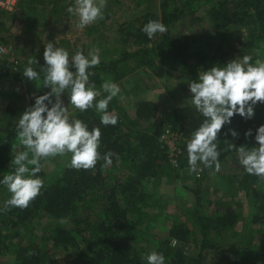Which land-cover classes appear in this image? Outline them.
Returning a JSON list of instances; mask_svg holds the SVG:
<instances>
[{
	"label": "trees",
	"instance_id": "trees-1",
	"mask_svg": "<svg viewBox=\"0 0 264 264\" xmlns=\"http://www.w3.org/2000/svg\"><path fill=\"white\" fill-rule=\"evenodd\" d=\"M56 1L50 0L53 2L51 14L57 12ZM28 2L45 4V0ZM203 2L210 4L205 15L215 32L174 36L172 25L194 15L196 6ZM149 21L163 23L167 31L149 39L142 31ZM231 29L244 30L247 34V38L239 42V48L230 43ZM119 33L121 43L130 45L132 50L121 49L115 57L100 61L90 70L93 73L90 83L101 92L97 99L107 95L102 91V83L106 79L119 82L130 63L156 78L164 77L165 68L177 64L189 80H195L199 70L215 64L222 66L235 57L250 56L251 63L264 62V0H161L155 11H148L132 23L123 25ZM43 65L33 68L40 73L38 81L29 82L22 73L5 70L3 65H0V79L31 86L35 92L31 106L36 96L49 91L43 87ZM68 96L66 91L62 99L67 108L74 109ZM157 110L155 103L141 101L128 112L119 108L113 98L107 111L118 117L117 124L103 126L95 108L84 112L74 109V118L87 124L89 130L99 128L100 159L88 170L69 167L70 154L63 156L62 163L57 159H62L61 156L41 159V171L37 175L43 181V188L40 195L23 209L6 206L10 193L0 186L3 192L0 197V256H12L11 264H55L56 253L66 254V264H146L144 255L156 251L164 255L166 264H264V231L259 253L251 251L245 244L224 247L215 242L216 237L234 227L240 218L229 205H216L217 209L212 212L202 213L200 206L196 207L197 203L187 210L191 229L186 223L168 221L166 237L150 240L149 234L156 224L166 225L167 222L161 218L164 209L159 199H154L146 188L151 182L168 176L171 169L183 167L180 164L183 156L176 168L169 165L167 149L159 142L160 135L166 125H170L173 132L181 133L185 142L180 149L187 156L186 143L204 120L193 106L184 105L166 114V123L153 124L151 120ZM7 113L6 138H0V178L14 170L10 164L13 157L27 150L17 139L20 115L11 109H7ZM142 123H148L147 127L142 128ZM262 124L264 104L258 103L251 120L234 116L231 124L221 129L217 139L219 165L228 163V170L234 172L231 178L236 183H233L252 200V226H264V192L258 188L262 178L244 171L236 148L258 146L254 136ZM229 129L238 133L237 138L229 134ZM249 130L252 136L245 138L244 133ZM109 152L114 154L112 163L105 165L103 157ZM49 162L53 169L49 168ZM113 166H120L121 173L116 167L113 171L116 173H108V167ZM212 168L215 166L204 170L207 172ZM197 176L202 177L201 170ZM194 193L198 195L199 192ZM43 216L53 222L40 228L38 220ZM20 226H31L30 237L26 243H12L10 232ZM193 241L199 251L196 256L186 255L181 246Z\"/></svg>",
	"mask_w": 264,
	"mask_h": 264
},
{
	"label": "rangeland",
	"instance_id": "rangeland-1",
	"mask_svg": "<svg viewBox=\"0 0 264 264\" xmlns=\"http://www.w3.org/2000/svg\"><path fill=\"white\" fill-rule=\"evenodd\" d=\"M160 1L105 0L103 19H98L95 23L81 29L77 27L78 17L75 14H69L66 10L73 5L74 0H57V12H54L56 14H51L53 2L50 0H45L44 5L19 0L12 12L0 11V65H3L5 70L17 73H22L26 66L37 67L44 63L43 51L48 42H53L57 47L67 50L70 58L77 51L87 55L90 51L97 50L100 61H103L115 57L121 49L131 51L130 45L122 44L120 41V28L127 23H132L148 11H155ZM209 8L210 4H204V2L196 6L194 15L172 25L171 33L174 36L213 34L215 28L205 15L206 9ZM246 38L247 34L244 30L229 31L230 43L236 48H239V42ZM29 59L34 61L31 65L28 64ZM165 69L166 75L156 78L146 70L136 68L134 63H130L124 69V77L115 83L120 89V93L114 97L117 106L131 112L138 102L155 103L158 110L151 120L153 124L165 122L166 114L173 108L192 106L188 91V83L191 80L177 64ZM34 95L35 92L28 84L0 79L1 139L6 138L9 122L7 109L21 115L29 107ZM68 114L70 118L75 117L74 109L68 108ZM147 125L148 123H142L141 127L145 128ZM182 144L179 142L180 147ZM182 156L181 169L170 168L172 171H169L168 176L151 182L146 188L154 199H159L158 202L164 209L162 212L164 216L161 218L167 222L166 225L156 224L149 234L150 240L166 237L168 221L186 223L191 229L192 222L188 219L187 210L192 209L197 203L196 207L200 206L202 213L212 212L217 209L216 205H229L235 209L240 218L234 227L216 237L215 242L224 247L245 244L251 251L259 253L264 226L251 225V217L254 214V209L251 207L252 200L243 191L238 190L237 184H234L236 182L231 178L234 172L228 170V163L219 165V170L212 168L207 172L204 170L205 167L198 163V171L193 172L189 170L188 157L183 152ZM57 159L59 163H62L64 158ZM49 164V168H52V163L49 162ZM115 167H108L107 172L116 173L113 172ZM120 169L121 167L118 166L117 171L120 172ZM199 170L202 177L197 176ZM258 188L264 192V179L258 183ZM194 192L199 193L196 195ZM2 196L3 192L0 191V197ZM197 196H199V202L196 201ZM51 222L53 221L44 216L38 220L40 228ZM31 230V226H20L12 230L10 232L13 237L12 243H26ZM181 248L189 256H196L199 251L196 241L183 245ZM65 257L66 254H54L55 264H66ZM12 260L13 257L10 255L0 256V262L5 264H11Z\"/></svg>",
	"mask_w": 264,
	"mask_h": 264
},
{
	"label": "clouds",
	"instance_id": "clouds-1",
	"mask_svg": "<svg viewBox=\"0 0 264 264\" xmlns=\"http://www.w3.org/2000/svg\"><path fill=\"white\" fill-rule=\"evenodd\" d=\"M104 8L105 0H74L66 10L78 17L77 27L83 29L103 19ZM142 31L151 39L165 33L167 27L159 21H149ZM251 60L252 57L243 56L222 66L215 64L199 70L196 79L189 81L191 105L204 117L186 143L190 171H198V163L219 170L217 139L221 129L231 124L234 116L251 120L255 106L264 104V62L251 63ZM43 61V87L49 91L36 96L34 103L19 116L17 139L27 150L13 157L10 164L14 170L0 178V186L10 193L5 202L8 207L26 208L40 195L43 181L37 174L41 171V159L70 154L68 166L77 170L92 169L100 159V130H89L80 119L69 117L62 99L66 91L74 109L84 112L95 108L100 114L101 125L115 126L118 121L117 116L107 111L110 101L120 93L118 85L106 80L101 88L107 95L97 99L101 92L89 80L93 75L90 70L100 63L97 50L87 55L77 51L70 58L67 50L48 42L44 47ZM33 62L29 59L28 64ZM22 75L29 82L40 80V73L31 66H26ZM229 134L234 139L238 136L233 129H229ZM244 136H252L251 130ZM254 140L258 146L236 148L239 164L247 174L264 179V124L256 129ZM113 155L111 152L104 155L105 165L112 163ZM143 259L146 264H166L164 255L156 251L146 253Z\"/></svg>",
	"mask_w": 264,
	"mask_h": 264
},
{
	"label": "built area",
	"instance_id": "built-area-1",
	"mask_svg": "<svg viewBox=\"0 0 264 264\" xmlns=\"http://www.w3.org/2000/svg\"><path fill=\"white\" fill-rule=\"evenodd\" d=\"M19 0H0V11L10 13L12 12ZM159 142L161 146L167 149L168 163L173 168L178 166L179 158L182 156V151L179 146L180 143L185 142V138L181 133L173 132L170 125H166ZM174 162V163H173Z\"/></svg>",
	"mask_w": 264,
	"mask_h": 264
}]
</instances>
